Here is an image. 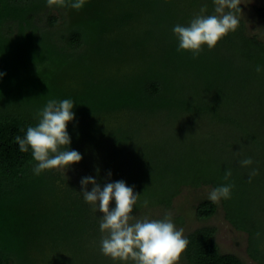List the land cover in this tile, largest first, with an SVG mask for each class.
Listing matches in <instances>:
<instances>
[{
  "label": "trees",
  "instance_id": "obj_1",
  "mask_svg": "<svg viewBox=\"0 0 264 264\" xmlns=\"http://www.w3.org/2000/svg\"><path fill=\"white\" fill-rule=\"evenodd\" d=\"M146 1L88 0L79 11L53 6L63 13L60 25L59 17L46 19L42 15L48 8L46 0H0V37L4 38L0 43H6L5 49L0 45V72L5 73L0 78V264H35L30 250L42 239L75 247L92 241V263L106 264L99 250L101 213H93L85 203L79 193L81 186L60 177L55 169L35 175L37 162L31 149L22 153L14 142L15 136L23 137L29 126L38 123L36 114L50 99L74 101L75 119L69 122L67 131L70 150L83 157L82 163L76 164L101 186L119 180L134 186L140 199L133 214L160 206L169 208L183 187L221 186L214 178L220 174L207 176L198 166L187 173L176 170L166 175L150 164L138 167L132 164L136 160L134 150H153V144L144 139L152 130L148 126L151 117L164 116V127H183L181 120L185 118L187 125L195 128L207 120L211 126L241 130L239 119L236 123L232 114L221 113L235 112L240 104L236 96L246 93L245 87L255 82L264 86V42L248 36L239 22L238 29L219 42V49L228 57L223 65L228 70L234 66L231 57L240 59V75L247 86L236 88L222 83L221 79H231L229 75L219 76V88L206 84L195 65L190 75H185L182 66L175 70L173 62L190 55L173 52L171 42H163L154 33L164 20L154 18L155 12L148 9ZM204 1L208 14H213V0ZM67 9L79 17L68 18ZM257 15L264 24V6L257 9ZM46 20L48 27L42 25ZM135 22L141 26L131 28ZM145 22L149 26L142 30ZM152 45H157L153 46L155 50ZM257 66L261 68L259 73ZM210 79L215 76L211 74ZM121 112H130L131 118L116 126L114 118ZM108 115L111 120L104 121ZM241 131L242 137L252 142L249 132ZM247 190L221 200V204L226 220L248 235L250 259L264 264V249L260 247L264 208L252 213L246 195L264 198V186L255 183L252 192ZM144 200L149 201L147 207ZM111 207H115L114 201ZM218 209L219 203L205 200L197 206L196 216L209 220ZM216 233L212 227L190 232L183 263L245 264L238 256L221 252Z\"/></svg>",
  "mask_w": 264,
  "mask_h": 264
},
{
  "label": "rangeland",
  "instance_id": "obj_2",
  "mask_svg": "<svg viewBox=\"0 0 264 264\" xmlns=\"http://www.w3.org/2000/svg\"><path fill=\"white\" fill-rule=\"evenodd\" d=\"M146 2L149 4L148 9L156 13H154V18L164 20L159 27L157 26L155 28L154 33L160 37L163 42H171L172 51L178 53L180 51H177L178 41L172 32L173 27L176 24L187 26L189 21L200 12L201 7L207 5L204 0H174L173 3L160 0H147ZM240 5L242 6V11L240 15H238V18L239 22L244 25L246 34L264 42V24L257 15V9L264 6V0H241ZM208 11L209 8L207 5L206 14H208ZM66 14L68 18L73 20L79 17V14L73 13L70 9H67ZM42 15H44L46 19H48L49 16L59 17V24L61 25L63 23V13L53 7L44 8L42 10ZM42 25L48 27V20L44 21ZM140 26L141 23L135 22L131 25V28ZM146 26H149L147 22L142 25V30ZM123 31H126V29ZM2 38L3 37H0V39ZM5 44H2V42L0 43L2 47H4ZM153 46L157 45L151 46V48L154 49ZM220 49L219 43L212 50H208L207 46H204V50L199 57L195 59L192 57L191 53L188 52L190 55L189 57H186V59H178L173 62V65L176 67L175 70L177 71V69L182 66L180 68H185V75H190L195 72L194 67L197 66L199 69L198 73L203 76L204 83L206 84H215L216 86L218 85L219 88V76L223 77V75H229L231 79H221V82L227 85H235L236 88L239 85L241 87L247 86V82L241 78L240 75L239 68L242 66L240 59L237 56H235V58L231 57L230 59H232L234 66L233 70H228L223 66L228 57H225ZM6 56L7 55H5V57ZM6 59H8V57ZM1 60L3 59L0 57V62ZM219 65H221V67H219ZM211 74L215 76L214 80L210 79ZM245 89H247L246 93L243 95L237 94L236 96L240 104L235 112L227 111L221 114H232L236 123H238L236 119H239L241 130L249 132L248 137L252 142L245 140L241 134L243 132L237 127L226 125L211 126L208 124L207 120H204L205 123H202L198 129L188 126L187 119L185 118L181 120L182 125H184L183 127H177L175 125L164 127V116H157L156 118L151 117L148 121V126L153 131H149L144 136V139L150 145L153 144L150 147L153 150L133 149L136 153V160L134 159L132 164L138 165V167L140 165L143 166L142 164L153 165L155 170L161 172L163 175L168 174V172L174 174L176 170H182L187 173L190 172L191 167L194 168L198 166L207 176L212 173L220 174L219 177L214 178H217V181L221 185L234 184L231 197H233V194L241 192L244 188L252 192L250 189L254 187L255 183L263 184L264 186V94L262 93L264 91V86L261 83L255 82L248 88L245 87ZM130 118V112L119 113V115H116L114 118L117 123L116 126L121 123H127ZM109 120H111V115L104 118V121ZM115 120L112 122H115ZM250 134L255 138L252 139ZM241 150L242 153L240 156L235 155V153ZM148 154H150V156ZM146 156L149 157L147 158ZM246 157H251L254 163L247 168L241 167L239 160ZM80 162L82 163V161ZM252 168H257L259 170V175L252 178L251 182H249L248 174ZM227 169H231L232 175L228 180H225L224 174ZM55 171L60 177H67L69 181L79 184L80 186L81 177L91 176L82 165L78 164H73L66 170V177L63 171L57 169H55ZM135 171L138 172V170ZM88 187L90 186L88 185ZM212 189H214V187L208 185H202L200 187H183L180 194L174 199L169 208L162 206L149 208L134 215L159 219L162 218L166 212H170L176 227L182 228L185 236L198 228H215L217 231L216 241L222 253L234 254L242 259L245 264H256L250 259L247 253L248 235L234 229L226 220L221 201L219 202L218 212L213 218L205 221L197 218V206L200 202L209 200L208 194ZM246 195L249 199L247 200L248 207L252 213H255L258 208H264V198L260 197L257 199L255 196L248 193H246ZM92 243V241L83 242L75 247L68 243L55 245L54 243L48 242L46 239H42L31 248L30 259L35 264H93L91 256L93 253ZM260 247L264 249V240ZM102 257L101 261L103 263L114 264L109 257L104 255H102ZM179 264H184L182 258Z\"/></svg>",
  "mask_w": 264,
  "mask_h": 264
},
{
  "label": "clouds",
  "instance_id": "obj_3",
  "mask_svg": "<svg viewBox=\"0 0 264 264\" xmlns=\"http://www.w3.org/2000/svg\"><path fill=\"white\" fill-rule=\"evenodd\" d=\"M87 2L88 0H46V6L70 7L79 11ZM213 4V14H206L207 5H204L187 26L176 24L173 27L172 32L178 41L177 51L190 52L194 59L198 58L204 46L212 50L230 32L238 29L239 18L236 12L241 11V0H213ZM256 71L261 72V68L257 66ZM4 75L5 73L0 72V78ZM74 105L72 99L48 100L36 114L38 123L29 126L23 137H14L20 152L27 153L31 149L32 158L37 162L33 168L35 175L52 169L61 170L65 175L71 165L83 159L80 152L69 148L71 137L67 126L75 119ZM241 153L242 150L235 155L240 156ZM253 163L251 157L239 160L240 166L245 168ZM107 175L110 178L112 174L109 171ZM231 175V169H227L224 179L228 180ZM248 175L251 182L252 178L259 175V170L252 168ZM80 184L79 193L85 203L93 213H101L99 230L102 236L99 250L102 255L109 257L114 264H179L189 240L184 230L176 227L170 212L159 219L134 215L140 194L124 180L106 181L101 186L92 176H85L81 178ZM88 185H92L91 190H88ZM233 188L234 184L218 186L209 192L208 199L214 204L222 199H230ZM113 201L115 207H111ZM148 204V200L143 201L144 207ZM256 235L259 237L260 233Z\"/></svg>",
  "mask_w": 264,
  "mask_h": 264
}]
</instances>
